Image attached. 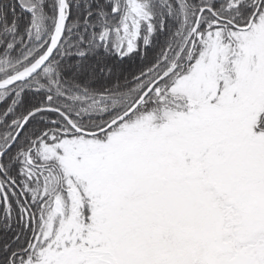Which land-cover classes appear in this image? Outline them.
I'll return each mask as SVG.
<instances>
[{
    "label": "snow or ice",
    "instance_id": "snow-or-ice-1",
    "mask_svg": "<svg viewBox=\"0 0 264 264\" xmlns=\"http://www.w3.org/2000/svg\"><path fill=\"white\" fill-rule=\"evenodd\" d=\"M0 264H264V0H0Z\"/></svg>",
    "mask_w": 264,
    "mask_h": 264
}]
</instances>
